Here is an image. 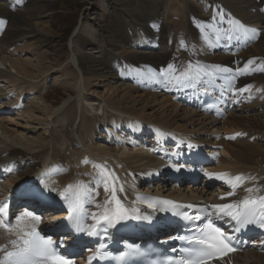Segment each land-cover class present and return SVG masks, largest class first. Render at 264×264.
Listing matches in <instances>:
<instances>
[{
  "label": "bare ground",
  "instance_id": "obj_1",
  "mask_svg": "<svg viewBox=\"0 0 264 264\" xmlns=\"http://www.w3.org/2000/svg\"><path fill=\"white\" fill-rule=\"evenodd\" d=\"M200 1L208 12L207 16L203 13L205 9L198 13L199 9L194 4L196 0H108L113 19L104 27V47L93 55L84 52L86 46L95 44L96 36L92 29L87 28L88 36L81 37L79 34L85 27H80L76 39L70 40L72 51L68 58L75 73L56 74L54 83L70 92L73 99L56 109L43 108V118L29 106H24L23 110H18V114L25 119L21 129L6 128L0 116L1 135H5L0 137V185L3 189L0 200L8 205L0 219L10 222L8 229L0 227V260L5 257L7 244L9 248L15 247L10 241L24 222H29L32 228L38 225L26 214L38 216L39 210L46 213L44 216H50L55 211L50 205L51 201L59 200L64 191L69 192L71 197L79 195L93 220L92 214L103 213L105 201L111 200L115 189L117 198L125 208L136 210L139 219L157 226L153 232L140 231V236L147 238L157 237L160 231L163 233V228L171 229L161 217L135 208L132 204L134 191L179 199L201 197L203 202L210 201L211 206L239 205L245 199L264 192V120L259 118H264V111L261 114L253 113L255 115H251L246 123L243 119L245 114L232 116L233 112H229L227 115L230 119L227 117L219 121L216 117L204 115L198 121L200 129L205 130L207 135L198 136L194 127L189 128L175 120L153 119L145 114L144 108L128 110L120 101L113 102L109 95H98L96 89H92L94 81L104 82L106 91L112 94L124 92L134 102L132 93L138 89L132 87L130 81L145 79L150 93L136 92L138 99L147 98L151 104L162 107L173 104L175 98L183 96L188 105L196 107L189 100L196 97L194 92L207 89L211 80L225 87L222 94L227 105L231 90L241 86L245 90L254 82L255 86L256 83H264V0ZM53 5V0H0V63L9 64L8 68L20 75L17 77L6 71L0 72V84L6 85L7 91H16L17 96L29 92L39 96L33 80L46 82L52 77V70L58 68L56 58L48 61L46 48L38 51L49 42L52 35L49 26L33 20V16L52 10ZM167 12L171 16L176 14L183 27L181 30L171 26L174 35L184 39L176 44V50L184 52L178 61L168 48H153L157 42L166 43L163 30ZM246 29H257L258 33L246 32ZM137 30L141 32V37L145 35L146 38L142 39L145 45H149L150 50L143 54L123 49L125 44L132 42L129 33L133 32L134 40L137 39ZM170 37H173L171 31ZM212 51H216V54L208 53ZM133 65L139 70L134 69ZM169 65L173 66V71L169 70ZM11 97L0 89L1 112L14 111L19 107V101ZM236 99L237 96L231 103ZM86 102L108 107L118 119L124 117L121 122L115 121V137H103L88 123L83 111ZM111 119L108 124L111 123L113 127ZM36 128L43 129L47 134L39 135L38 141L34 137L35 140L30 142L26 134H33ZM246 133H249L246 135L247 141L237 140ZM151 134H154L153 143L150 142ZM117 135L120 137L117 138ZM250 138H255L253 143L248 141ZM177 139L222 146L223 156L214 167L207 168L209 171L206 173L225 174L224 178L200 173V177L194 179L190 173L181 170L183 178L170 181L163 169L171 164L183 163L180 157L177 154H159L160 157H157L153 153L164 149L161 143L158 147L159 141L165 143V150L168 149L170 153ZM114 140L116 143H113ZM110 143L119 145V150ZM126 144L132 150H127ZM85 160L88 162L84 163ZM94 165L107 167L104 169ZM190 165L197 171L195 163ZM237 175L245 179L233 188L227 181ZM187 177L193 178L189 180ZM105 182L108 192H105ZM221 186H226V190L218 192ZM121 187L123 191H120ZM43 189L47 190L37 197L35 194ZM114 206V202L107 205L109 208ZM250 248L234 260L239 264H264V253ZM259 249L264 252V246Z\"/></svg>",
  "mask_w": 264,
  "mask_h": 264
},
{
  "label": "rangeland",
  "instance_id": "obj_2",
  "mask_svg": "<svg viewBox=\"0 0 264 264\" xmlns=\"http://www.w3.org/2000/svg\"><path fill=\"white\" fill-rule=\"evenodd\" d=\"M196 2L194 4H196L197 9H199L198 13H200L201 10L205 9V7L200 0H196ZM53 3L54 5L52 10H48L43 14L41 13L40 15L33 16V20L38 23H41L42 25L49 26L50 29L49 31L52 33L49 42L46 45H44V47L40 48L38 51H41L46 48L48 61H54L53 59L56 58V61H58V64L60 66L58 65L57 66L58 68L52 70L53 72V74L51 75L52 77H49L46 82H37V80H33V82L35 81L36 90L40 92L39 96H37L36 93L30 94V92L29 94L28 93L23 94L22 95L23 97L17 96L18 93H16V91L12 92V89L11 91L10 90L7 91L8 89H6V85L1 86L0 84V89H2L3 93H6L10 97L12 96L11 98L17 99L21 104V106L23 107V108L16 107L14 111L13 110L7 112L0 111V116H2L3 118L2 121H4L2 123H4L3 125L7 126L6 128L9 127L8 129L11 130H15L19 128L21 129V125H24L25 119L18 114L19 112L18 110H23L25 108L24 106H29L30 109L35 110L34 112L36 113V115L41 116L43 118L45 116L43 115L44 114L43 108H47V110L56 109L57 106H61L63 104L66 105L68 102H70L73 99V95H71L70 92L64 90L63 87L55 84L54 80L56 79L57 72L58 74L63 72L75 73V68L68 61L69 60L68 58L72 51L70 40H74V38L76 39V36L78 35L77 32L80 27L81 29L85 27L81 30L79 34L81 37L88 36V34L86 33L87 28L92 29L96 36L95 44L86 46V49H83L84 52L93 55L95 53H98L100 49L104 47L103 44L104 27L110 24L113 19L112 16L113 11H111V7H109L107 4L108 0L107 1L106 0H53ZM203 13L206 14V16L208 14L206 9ZM167 16L168 17L164 21L165 26L163 30V37H164L163 40L166 41V43L163 45L164 42L161 41L157 42L156 44L153 45V48L155 50H163L164 48H168L170 52H173L172 55L173 58L178 61L180 57L184 56V52L182 50H176V44H178L179 42H183L184 39H180V37L177 38L174 35L175 31L172 29V27L174 29L181 28V30L183 29V27L180 26L178 22L179 20L176 19V14H173V16H171L170 13H168ZM210 16L211 15H209V17ZM170 28L172 30H170ZM170 31L173 36L172 38L170 37ZM135 33L137 34V39L134 40L135 37L133 35V32L129 33V38L131 39L132 42H130L131 44H125L126 47H123V49L129 50L130 52L136 54H143V52L149 51L150 50L149 45H145L146 42L145 40L142 39V37L144 38L145 35L142 34L143 36L141 37L140 36L141 32H139L138 30ZM90 47H92L93 49L88 50L87 48ZM31 53L33 54L34 52ZM208 53L212 55V54H216V51H212ZM231 57L234 56L231 55ZM8 67L9 64L0 63V72L6 71L12 75L20 77L19 74H16V72H14L13 69H9ZM133 68L139 70L136 65H133ZM94 82L96 84L92 83V89L95 88L96 91L98 92L97 93L98 95L101 96L109 95L113 102L120 101L122 106H125L128 110H139L144 108L145 114L150 115L153 119L168 120V121L175 120L180 124H186L189 128L194 127L195 131H197L198 136L200 135L202 136L205 134L207 135L205 130L200 129L199 127L200 122L198 121V118L202 119V117H204V115L207 116V114H203V112L202 113L198 112L196 107H191V105H188L187 104L188 102L183 100L184 99L183 96H178V98H175L173 100L174 102L173 104L160 107L159 105L151 104L150 100H148L147 98L138 99V97H136L137 94L136 92H138L139 94L150 93L148 86L145 85L147 84L145 79H141L139 82L130 81L131 86L138 89L136 90V92L134 91L132 93V96L135 98L134 102L131 98L127 97V95L125 96L124 92H119L116 94L114 93L115 94L114 95L110 91H106L107 89L104 82H100V81H94ZM253 84H250L249 87L244 90V93L239 96L237 102L234 101L233 111H231L233 112L232 116L238 114H245L246 117L243 118L245 123L247 120L251 118V115H255L253 113L261 114L264 111V83L261 84L256 83V86H255V82ZM44 97L45 99L41 101L40 99ZM93 103L89 104L86 102L87 106L83 110L85 112V115L87 116L88 123L91 126H93L98 131V133H101L102 136L103 135L106 136L107 139L111 138L110 137L111 135H113V137L116 136L115 134L116 130H114L116 129L114 125L116 123L115 121L121 122L122 118L124 117H120L118 119L108 107L103 106L101 104L99 107L100 108L102 107V109L96 112L95 107L97 103L96 102L94 104ZM259 118L261 120H264V118L261 117ZM110 119L111 122L113 121L112 123L113 127H111V123L110 125L108 124ZM228 119L230 118L228 117ZM5 121L8 123L5 124ZM102 122H104V124H102ZM46 134L47 132H45L43 129L36 128L34 129L33 134H26V138L31 142L32 140H35L34 137H36V141H38L39 135L46 136ZM152 135L153 134H151L150 136L151 143H153L154 140V135L153 136ZM246 135H249V133H246L244 137L242 136L241 138H237V140L247 141ZM4 136H5L4 134L1 135V130H0V137L3 138ZM119 137L120 136L117 135V138ZM254 140L255 138H250L248 141L250 143H253ZM113 143H116V141L114 140ZM113 143H110L112 144V147L115 148L116 150H119L118 148L119 145ZM171 145L172 144H170L169 146L171 147ZM125 147L127 150H130V148L132 150V147L128 144H126ZM152 149H154V147H152ZM153 155L160 157L159 154L157 153L156 154L153 153ZM221 189L223 190V188Z\"/></svg>",
  "mask_w": 264,
  "mask_h": 264
},
{
  "label": "snow or ice",
  "instance_id": "obj_3",
  "mask_svg": "<svg viewBox=\"0 0 264 264\" xmlns=\"http://www.w3.org/2000/svg\"><path fill=\"white\" fill-rule=\"evenodd\" d=\"M246 32H251L253 34H257V29H246ZM169 70L173 71V66L169 65ZM191 147V145H190ZM87 163L88 161H83ZM94 167H103L106 169V165L98 166L94 165ZM181 167H183L181 165ZM179 170V168H177ZM206 175L213 176L215 175L217 178H224L225 174H209ZM114 176V174H113ZM245 178L243 176L237 175L234 178H231L227 182L232 184V187L235 188L239 184L243 183ZM248 179H251L249 177ZM105 192H108V184L105 182L104 184ZM47 189H43L40 192L36 193L37 197L42 196L43 191ZM120 191H123V187L120 188ZM247 191H252V189H247ZM98 195V193H97ZM231 195V193H230ZM63 199L67 200L68 197L61 193ZM137 200L141 201L142 198L138 195ZM114 202V207H107L108 204ZM142 202H147V200H143ZM163 203H168L167 201ZM256 200L245 199L241 204H215L211 207L217 210L218 213L230 216L237 223V227L234 229V232H239L243 227L250 224H257L256 218ZM0 215L4 214L8 209L7 203L0 202ZM149 207L155 208V204H149ZM259 207L261 210H264V197L259 198ZM82 208V203L80 201L79 196H77L72 202L69 203L67 211L69 212V216L66 218L69 221H75L78 225L81 221L80 211ZM164 210V209H161ZM134 211V210H133ZM178 214V213H177ZM27 216H30L37 223L40 221V216H35L32 213H27ZM92 218L94 223L89 228L77 227V231L87 232L89 236H97L99 235L98 229L103 228L106 232L108 227H115L116 223L121 221H126L130 218L129 209L125 208L121 201L116 196V191L113 189L111 200L105 201V207L102 214H92ZM20 219L19 217L17 218ZM144 219H150L149 217H144ZM183 219H193L196 221H200L201 217L196 215L194 217H188L186 214L183 216ZM103 222V224L101 223ZM10 222H5L3 219H0V227L5 229L9 228ZM258 226L260 228H264V216H261L259 219ZM199 235H193L190 239V244L192 245L187 250V257L180 261V264H209L211 260L214 258L220 259L223 258L227 253L236 251V248L232 246L233 241L235 240L234 233H225L221 228L216 227L211 221L204 225L203 228L199 229ZM28 238L22 239V246H17V241L13 240L10 243L15 246L13 251H7L5 253V257L3 260H0V264H73L68 258L69 254H59L56 251V247L52 238L49 236L45 238L38 231L33 228L30 232L25 234ZM180 239H189L188 237H180ZM61 246H63V242L61 241ZM264 246V245H262ZM97 254L99 250H97ZM95 257H90L93 259ZM101 258L102 255H101Z\"/></svg>",
  "mask_w": 264,
  "mask_h": 264
}]
</instances>
